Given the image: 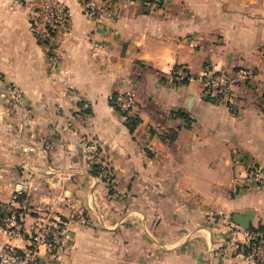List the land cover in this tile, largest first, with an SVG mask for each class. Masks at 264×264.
I'll use <instances>...</instances> for the list:
<instances>
[{"label":"crops","instance_id":"crops-1","mask_svg":"<svg viewBox=\"0 0 264 264\" xmlns=\"http://www.w3.org/2000/svg\"><path fill=\"white\" fill-rule=\"evenodd\" d=\"M61 1L71 14L66 91L25 17L0 0V77L23 95L7 107L0 98V203L27 185L30 202H49L72 234L61 261L41 264H246L219 249L230 223L264 230V187L243 188L241 161L264 173V0H162L157 10L125 1L103 21ZM92 40L105 46L97 55ZM209 66L254 71L236 113L206 101L198 82L169 79ZM124 93L137 102L128 115L112 106ZM84 103L91 116L79 118ZM93 166L106 169L110 190Z\"/></svg>","mask_w":264,"mask_h":264},{"label":"built area","instance_id":"built-area-1","mask_svg":"<svg viewBox=\"0 0 264 264\" xmlns=\"http://www.w3.org/2000/svg\"><path fill=\"white\" fill-rule=\"evenodd\" d=\"M83 14L92 19L109 18L111 10L105 6L94 8L95 0H75ZM118 0H100L116 2ZM151 6L152 4L149 3ZM11 11L21 13L29 25L35 39L45 47L49 78L56 79L63 64L62 45L70 34L71 14L61 0H7ZM154 9L160 8L159 0H153ZM105 46L100 41H91L94 55ZM64 85H68V71H64ZM175 85L198 82L202 87V97L211 103L223 105L236 113L237 89L250 86L255 79L254 71L236 72L216 70L206 67L200 76L191 75L186 69H174L169 77ZM59 81V78L57 79ZM113 105L120 113L128 115L137 107L136 99L129 93L118 95ZM84 113L89 106L83 104ZM91 154L97 153L93 142L85 143ZM93 158V157H92ZM245 163L246 159L241 158ZM101 170L98 175L102 177ZM243 188L264 187V173L257 165L247 164L242 180ZM26 188L17 191L8 205L0 203V231L7 242L0 248V264H41L43 258L59 262L72 246V234L68 222L54 207L46 202L32 205L30 210L23 197ZM34 222L26 226V219ZM229 247L233 255H240L246 264H264V230L249 229L245 232L230 223L223 248ZM224 253L226 252L223 251Z\"/></svg>","mask_w":264,"mask_h":264},{"label":"rangeland","instance_id":"rangeland-1","mask_svg":"<svg viewBox=\"0 0 264 264\" xmlns=\"http://www.w3.org/2000/svg\"><path fill=\"white\" fill-rule=\"evenodd\" d=\"M125 1H134V0H118V1H116V2H100V0H95L94 1V8L95 7H97V8H99L100 6H105V7H107V8H109L110 10H111V17H109V18H107V17H105V18H98V19H92V18H89V17H87V19H89V20H91V21H103V20H113L114 18H115V16H114V9H115V5L117 4V3H119V2H125ZM138 1V0H137ZM139 1H143V2H145L148 6H150L149 5V3L150 4H152L151 6H150V9L151 10H156V9H154V8H152V7H154L153 6V0H139ZM159 2H160V7L162 6V0H159ZM81 8V7H80ZM86 17V16H85ZM64 71H65V69L63 68V66L61 67V73H59L58 75H57V77H56V79H55V81L54 82H57L58 83V85H60L61 87H63L64 89H65V91L68 89L67 88V86L68 85H64L63 83H64V77H65V75H64ZM59 78V81L57 80ZM0 82H1V84H0V91H1V93H0V98H1V100H2V102H4V106L5 107H7V105L9 106V105H18V103H20V102H22V100H23V95L20 93V91L18 90V88L17 87H15V86H13V85H11V84H9V83H7V82H5L4 80H3V77L1 76L0 77ZM86 104V103H85ZM24 105V104H23ZM112 106L114 107V105H113V102H112ZM115 108V107H114ZM116 109V108H115ZM7 111V110H6ZM19 111H20V113H21V116L22 115H26V111H25V109H24V107L23 108H19ZM18 112V111H17ZM79 112L81 113V115L79 114L78 116H79V118H82L83 116H85V118H88V117H90L91 116V112H90V110H88L87 111V113H84L85 111H83L82 109L81 110H79ZM9 115H12V111L9 113ZM75 119L77 120L78 118L77 117H75ZM64 120V119H63ZM70 128V124L68 123L67 124V128ZM85 143H88V141L87 140H85L84 141ZM245 163H247V164H249V163H251L248 159H246V161H245ZM251 165H254V163L252 162L251 163ZM94 167V169L95 170H97V171H99L100 170V166L98 167V166H93ZM102 171H103V175H102V177H99V175L97 174V176L100 178V179H102V181L105 183V185H106V188H108L109 190H110V188H111V181H110V175L107 173V171H106V169H101ZM100 170V171H101ZM99 171V172H100ZM242 180H243V176H242ZM22 188H26L27 190H26V196H24L23 197V199H24V202L26 203V206L28 207V210H30V207L32 206V205H36V204H40V203H43V202H46V203H49V202H47V201H40V202H36V203H31L30 202V199H29V197H30V189H29V186H27V185H23L19 190H21ZM18 190V191H19ZM16 193H17V191L16 192H14L13 193V197L16 195ZM50 204V203H49ZM32 219V218H31ZM32 221L34 222V219H32ZM32 222V223H33ZM227 237V236H226ZM225 243H226V238H225V241H224V245H222V247L219 249L220 250V254L221 253H224L223 251H227V249H229V247H227V248H223L224 246H225ZM232 253V252H231ZM231 253L229 252V254H230V256H231ZM219 254V255H220ZM227 254V253H226ZM226 254L225 255H223V256H226ZM222 256V257H223ZM232 256L233 257H235L233 254H232ZM162 257V258H161ZM161 257H155V263L154 264H185V262H183L181 259H179V257L177 256L176 258H170V259H168V258H165L164 259V257L163 256H161ZM232 258V257H231ZM124 264H128V263H125L124 262Z\"/></svg>","mask_w":264,"mask_h":264},{"label":"trees","instance_id":"trees-1","mask_svg":"<svg viewBox=\"0 0 264 264\" xmlns=\"http://www.w3.org/2000/svg\"><path fill=\"white\" fill-rule=\"evenodd\" d=\"M127 123H128L129 128H130V129H133V128H134V125H135L136 122H135V120L129 118ZM93 173H94L95 175L97 174V172H94V171H93Z\"/></svg>","mask_w":264,"mask_h":264}]
</instances>
